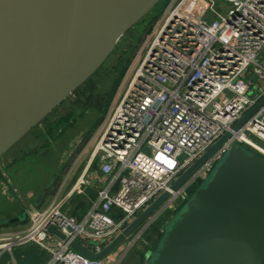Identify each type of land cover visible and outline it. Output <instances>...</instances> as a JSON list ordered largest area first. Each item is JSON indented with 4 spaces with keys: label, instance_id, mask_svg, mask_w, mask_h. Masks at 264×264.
I'll list each match as a JSON object with an SVG mask.
<instances>
[{
    "label": "built area",
    "instance_id": "obj_1",
    "mask_svg": "<svg viewBox=\"0 0 264 264\" xmlns=\"http://www.w3.org/2000/svg\"><path fill=\"white\" fill-rule=\"evenodd\" d=\"M221 3L231 7L224 16ZM149 35L88 159L87 168L93 164L102 180L91 187L95 197L86 211L79 219L69 215L66 199L41 212L28 211L23 230L1 236L2 253L30 244L48 256L45 264H119L152 219L98 260L69 245L99 253L163 192L169 196L158 216L176 210L229 145L248 147L264 159V104L231 131L264 96V0H169ZM226 132L224 143L170 191L172 182ZM88 185L80 176L68 196L81 195ZM48 226L64 240L48 234Z\"/></svg>",
    "mask_w": 264,
    "mask_h": 264
},
{
    "label": "water",
    "instance_id": "obj_2",
    "mask_svg": "<svg viewBox=\"0 0 264 264\" xmlns=\"http://www.w3.org/2000/svg\"><path fill=\"white\" fill-rule=\"evenodd\" d=\"M159 0H0V156L106 58L122 34ZM62 8V10H61ZM53 10L62 12L57 52L34 66ZM34 66V67H33ZM255 80V76L251 78ZM264 104V96L232 127L235 131ZM226 132L172 182L177 190L229 137ZM34 145V144H32ZM169 196L163 192L99 253L69 247L88 260L116 249ZM27 214L10 220L24 222ZM6 224V223H4ZM48 234L64 240L53 226ZM264 259V159L229 145L206 178L164 225L146 264H261Z\"/></svg>",
    "mask_w": 264,
    "mask_h": 264
},
{
    "label": "rangeland",
    "instance_id": "obj_3",
    "mask_svg": "<svg viewBox=\"0 0 264 264\" xmlns=\"http://www.w3.org/2000/svg\"><path fill=\"white\" fill-rule=\"evenodd\" d=\"M168 2L169 0L165 1L157 17L155 16L157 13H151L150 10L143 18L131 25L122 34L103 62L53 108L40 121L38 127L35 126L36 128L34 127L32 132L27 133L16 143L24 144V150L30 151L20 157L17 161L19 165L4 168L6 162L4 160L9 155L11 156V149L8 153L5 152L0 156V182L7 183L9 189L14 182L19 183L20 187L24 189H38L44 186L45 181L50 177V168L56 174H59L60 171L63 174L89 159L100 132L112 115L142 59L150 37L149 32L156 25ZM219 8L220 16H224L231 9L225 3H221ZM261 56L264 57V51ZM47 128L50 129V132L46 131ZM253 140L257 145H263L261 141ZM45 143L46 145H44ZM28 144L29 149L27 148ZM43 153L45 156L42 155ZM50 154L55 157L52 158V161H47ZM17 168H19V174H15L16 171L13 170ZM12 206L13 204H7L4 197L1 196L0 216H3V213L7 211H13L10 210ZM173 214L163 212L151 222L152 226L162 232L164 225ZM2 229L0 226V233L3 232ZM151 229L152 227L148 226L142 232L119 264H146L154 251L151 248L148 251L145 249L150 246L145 237L155 236V233L152 235ZM47 257L43 251L30 244L12 248L10 255L2 253L0 250V264H39L46 261Z\"/></svg>",
    "mask_w": 264,
    "mask_h": 264
},
{
    "label": "crops",
    "instance_id": "obj_4",
    "mask_svg": "<svg viewBox=\"0 0 264 264\" xmlns=\"http://www.w3.org/2000/svg\"><path fill=\"white\" fill-rule=\"evenodd\" d=\"M34 143V142H32ZM36 144V143H35ZM29 145V144H28ZM12 153L11 156L6 158L4 163V168L14 167L19 165L17 161L20 157L24 156L26 153L24 144H14L11 148ZM7 150L8 153L11 150ZM46 154V152H44ZM42 154L45 156V154ZM50 158L47 161H52L54 159V155L50 154ZM88 160L86 162H82V164L76 166L75 169L71 171H67L65 173L56 174L55 171L50 168V177L45 181L44 186H41L38 189H24L20 187V184L17 182L13 183V186L9 189L7 183L0 182V197L3 196L4 200L7 204H10L12 208L10 212L3 213V216H0V226L3 228L2 233H0V237L3 234H10L14 232H18L23 230L26 227V221L10 223V220L14 218H18L21 216L22 212L26 213L31 210H35L41 212L48 208L49 206L66 199L65 208L69 209L71 205V200L75 201V197H84L87 202L90 201L87 195L92 193V186L94 187L96 184H99L102 178L99 176L97 170L92 168L91 166L87 168ZM16 171L15 174H19L17 169H13ZM80 176H84L89 185L82 187L83 192L81 195L70 194V190L72 186L76 183ZM16 191V194L14 192ZM68 196V197H67ZM88 208V205L86 209ZM85 210V209H84ZM86 211V210H85ZM6 223V224H4ZM11 224V225H9ZM48 258V257H47ZM47 261V259H46ZM46 261L39 264H45Z\"/></svg>",
    "mask_w": 264,
    "mask_h": 264
},
{
    "label": "trees",
    "instance_id": "obj_5",
    "mask_svg": "<svg viewBox=\"0 0 264 264\" xmlns=\"http://www.w3.org/2000/svg\"><path fill=\"white\" fill-rule=\"evenodd\" d=\"M165 1H166V0H159V2H158V3H157V4L151 9L150 12H151V13H152V12H153V13H157V14L155 15V16L157 17L158 13L161 11L163 5L165 4ZM149 31H150V30H149ZM36 127H38V126H36ZM36 127H35V128H36ZM48 128H49V127H48ZM48 128L46 129V131H47V132H50V129H48ZM33 129H34V128H33ZM33 129L30 130L28 133L32 132ZM45 145H46V143H45ZM243 147H244V150H245V151L253 153V151H252L251 149H249L248 147H245V146H243ZM243 147H242V148H243ZM91 167H92V168H95L93 164L91 165ZM201 182H202V181H196L195 183H193V184L188 188L187 193H188V196H189V197H190L191 194H192V193L198 188V186L200 185ZM87 196L89 197L90 200H93L94 197H95V192L92 190V193L89 194V195H87ZM87 205H89V202H87V200H86L84 197H75V201H74V200H71V205H70V207H69L67 213H68L69 215L74 216V217H76L77 219H79L80 216L85 212ZM181 206H182V205H180L177 209H179ZM84 209H85V210H84ZM177 209H176V210H177ZM176 210L171 211V212H170V210H167V211H164V212L175 213ZM152 225H153V223H151L149 226L152 227V229H151V233H152V235H153V233H155V236H154V237H152V236H147V237H145V238L149 241V244H150L149 248H147V247L145 248L146 251H148L150 248H151V250H155V247H156V245H157V243H158V241H159V239H160V237H161V232H159V231H158L156 228H154Z\"/></svg>",
    "mask_w": 264,
    "mask_h": 264
},
{
    "label": "bare ground",
    "instance_id": "obj_6",
    "mask_svg": "<svg viewBox=\"0 0 264 264\" xmlns=\"http://www.w3.org/2000/svg\"><path fill=\"white\" fill-rule=\"evenodd\" d=\"M62 13L63 11L59 12L57 10H53L51 12L50 22L45 27L41 40L42 44L38 48L37 55L34 59V66L41 65L46 61V59L57 52L63 35V24H59L62 20H64Z\"/></svg>",
    "mask_w": 264,
    "mask_h": 264
},
{
    "label": "flooded vegetation",
    "instance_id": "obj_7",
    "mask_svg": "<svg viewBox=\"0 0 264 264\" xmlns=\"http://www.w3.org/2000/svg\"><path fill=\"white\" fill-rule=\"evenodd\" d=\"M44 145H45V144H44ZM34 146H36V145H34ZM29 147H30V146L28 145V147H27V148L29 149ZM26 152H30V151H26ZM145 256H147V255H145Z\"/></svg>",
    "mask_w": 264,
    "mask_h": 264
}]
</instances>
